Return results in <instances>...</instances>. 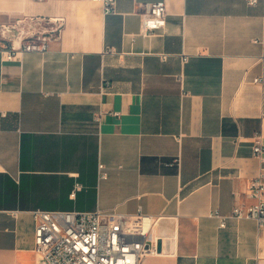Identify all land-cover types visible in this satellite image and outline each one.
<instances>
[{"label":"crops","instance_id":"0c3cea01","mask_svg":"<svg viewBox=\"0 0 264 264\" xmlns=\"http://www.w3.org/2000/svg\"><path fill=\"white\" fill-rule=\"evenodd\" d=\"M158 1L0 0V264H39L33 211L98 209L154 219L141 264H264V228L232 216L262 167L264 0H163L143 36Z\"/></svg>","mask_w":264,"mask_h":264},{"label":"built area","instance_id":"2783aa9c","mask_svg":"<svg viewBox=\"0 0 264 264\" xmlns=\"http://www.w3.org/2000/svg\"><path fill=\"white\" fill-rule=\"evenodd\" d=\"M93 1L103 6L105 15L116 12V0ZM247 2L254 6L258 0ZM137 14L140 18V34L143 36L166 26L167 9L163 0L140 6ZM60 26L50 34L25 38L23 52H48L50 42ZM1 54L2 57L7 54L6 59L13 60L17 55L16 47L11 45ZM186 62L187 57L183 56V63ZM258 81L260 79L255 80ZM1 116L7 115L2 113ZM253 153L262 162L260 171L250 181L246 191V196L253 203L245 207L236 206L232 216L252 219L261 229L264 228V143L259 136L255 138ZM170 165H180V158L173 159ZM99 176L100 179L107 176L102 164L99 165ZM76 189H80V186L77 185ZM32 215L36 222L34 252L39 264H141L146 256L158 254L157 240L150 231L154 219L150 216H128L100 209L93 212L36 210ZM213 216L220 219V227H225L226 217L217 211Z\"/></svg>","mask_w":264,"mask_h":264},{"label":"water","instance_id":"95a60500","mask_svg":"<svg viewBox=\"0 0 264 264\" xmlns=\"http://www.w3.org/2000/svg\"><path fill=\"white\" fill-rule=\"evenodd\" d=\"M159 250H160V246H159Z\"/></svg>","mask_w":264,"mask_h":264},{"label":"bare ground","instance_id":"6f19581e","mask_svg":"<svg viewBox=\"0 0 264 264\" xmlns=\"http://www.w3.org/2000/svg\"><path fill=\"white\" fill-rule=\"evenodd\" d=\"M160 241V240H159Z\"/></svg>","mask_w":264,"mask_h":264}]
</instances>
